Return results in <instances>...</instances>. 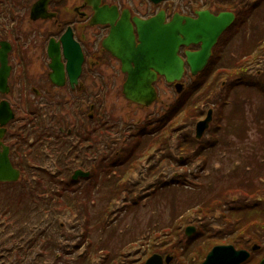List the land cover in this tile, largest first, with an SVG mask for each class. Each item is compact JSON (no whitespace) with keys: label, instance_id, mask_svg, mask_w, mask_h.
Returning <instances> with one entry per match:
<instances>
[{"label":"rangeland","instance_id":"374dc122","mask_svg":"<svg viewBox=\"0 0 264 264\" xmlns=\"http://www.w3.org/2000/svg\"><path fill=\"white\" fill-rule=\"evenodd\" d=\"M138 1L139 0H134L136 3ZM259 23L264 27V21L257 22L256 24L258 25ZM249 28L250 26L248 23L246 24V29L244 31H242L243 28L239 27L238 29L236 26L232 25L220 37L216 52L221 50L222 47L223 50H225L224 52H227V56L233 55L234 57H237L238 53L250 50L249 48H252L253 42L249 37ZM245 31L246 35H244ZM247 43H249V45L246 48ZM216 69L215 64L212 69H209L208 67L197 79L186 74L183 79L186 86L180 93L176 92L173 85L167 83L163 78L159 79L156 83L158 98L152 105L146 107V109L128 104L126 100L120 96L118 92L119 87H113L109 91L108 100L104 103L103 108H106V114H108V116L114 121H121L117 124L113 121L109 122L108 125H106L107 128L104 132H100L96 139L98 145L96 146L95 151H93V154L95 157L98 156L97 160H95L96 163H99L97 167L92 168L99 172V178L101 179L104 176H108L112 180L124 179L125 181H130V183H139L141 186L144 185V189H146L147 186L145 185L147 178L145 177L148 176L150 168V173L157 174L153 165L158 164L163 157L167 159V161H163L166 166H168L170 162L176 163V159L180 157L187 158L190 160L187 167L189 172H196L198 165L203 162L202 160L207 159V155L209 162L207 161L205 163L206 165L211 164V167L221 170L223 167V170L225 171L234 170L236 165L239 164V154L243 152V155L245 156V148L246 155L251 153L250 158L255 162L254 154L264 150V148L261 150L264 146L262 144L264 141V124L263 128L258 131L255 129L256 125L251 123V108H249L248 105L251 98H249V96L248 98L244 97L245 95H249V92H245L243 89L238 90L240 97L247 98L245 99L246 107H244L245 114L247 115V124L241 125L242 112L240 114L238 111L235 112V110L228 107H225L226 114L228 113L226 119L223 121V119L219 118L217 113H223L224 107H221L219 102L212 101L214 100L213 96H211L212 100L210 101L209 106L205 104L208 107L205 112H195L197 108H204L198 103V97L214 77ZM216 101H220V99H217ZM180 102L184 103L182 104V108H178V103ZM263 103V98L255 96V105ZM193 107H195V110L192 112L191 108ZM210 108L212 109V120L206 133L201 139L197 140L194 135L195 124L202 118L201 116L203 114L206 115L207 110ZM173 109L176 110L172 111ZM180 110L181 113L178 112ZM164 116H166L170 122L172 117L174 118L172 123L174 128L172 132L163 134L159 143H156V145L151 144L150 139L148 138L138 136L137 134L132 135L136 132L137 128L141 126V122L144 123L147 128L152 125L151 123L153 121L156 123L155 125H157L159 119ZM228 119L233 121L238 120L239 125H241L242 128L240 132L246 137V140L240 137L238 138V129L232 130L227 126ZM247 125H249V127H247ZM130 126L131 128L132 126L134 127L133 129L130 128L131 132L129 134L128 129ZM106 130L109 132L108 134L105 133ZM116 130L123 133L124 139L120 137L119 141H116L119 137L115 133ZM77 136V134L72 133L70 138H68V142H71V147L74 146L72 150L78 149ZM221 139H224V144ZM211 140L216 142V147L207 148V155L200 157L192 156L190 154L195 150L192 146H198L201 142L204 143L205 141ZM184 146H186V148H184ZM182 147L184 148L181 152L183 155H180L179 150ZM185 150H187V153H184ZM41 152L42 158L35 163L36 166L43 165L46 169L52 168L51 166L56 167V164H54L57 157L56 151L48 150ZM90 155L91 153L89 156ZM169 155H171V160ZM210 155L211 159L209 158ZM70 156L72 157L68 159V162L72 161L71 163H73L74 167H78L79 169H87L89 167V165L82 166L81 162L87 160L84 152L73 151ZM88 159L92 160L90 157ZM32 162L33 160L31 163ZM183 169H185V167ZM52 170H54V168ZM175 170H178L177 167ZM201 174L208 176L207 182L219 180V178L222 179L218 176L220 173H216L212 170L207 171V168ZM34 177L36 179L35 182L30 183L28 181L26 188H23L22 185L20 186L19 184L10 186L0 185V264H23L22 262L18 263V259L23 258L22 252H18L17 249H14L20 246H23L21 247L22 249L26 248V251L24 250L26 253H31L30 256H28L29 261L31 258L35 261V257H38V259H36L37 264H50L52 259L48 252H44L42 248L46 243H49V245L51 243L62 245V252L60 251L61 255L60 252H58L59 257L61 258L59 264H63V262L73 264L74 261L75 264H79V255H84L86 261L88 260V264H122L130 259L136 260L144 258L146 256V249L150 245L149 243L152 244V242L159 241L155 240V236L159 234H167V236L169 234L171 236H168L171 239L170 244L175 245L176 248H180L181 250H184L185 245L188 243L189 246L194 247L208 242L228 244L230 243V240L236 236L238 221L245 217L244 220L250 219V215L246 210L241 209V206H238V202L231 201L233 198H231L225 206H221V211L223 213L215 211L211 218H206L203 213L198 212L197 207H186V204H183L186 202L185 197L181 193L174 199L170 196L166 205L164 203L154 204L152 203V200H147V204L143 205L144 207H135L134 209H131V211V202L126 204L127 201L125 202L122 200L125 194H122L111 203V206L114 209L112 208L113 210H111L112 213L109 216V225L107 228L95 232L92 231L95 230V228L90 227L91 233L86 236L87 238H85V240L81 241L83 233L82 229L78 226L83 222V220L81 222H79V220L83 218L79 219L80 216H76L75 213L77 212L73 209L74 207H69L65 210V214L63 213V215H59L56 221L51 222H49L50 218L47 216V210H45L50 199H55L57 196L59 197L61 190L64 193V191L68 189L63 188V183L66 182L65 179H63L62 176H54L57 184L48 183V187H51L49 192L43 194V197H41L42 201H37L36 194L42 190L43 186L38 184L40 183V175L35 174ZM227 180L223 179L221 182L225 184L227 182L224 181ZM85 183V181H80L79 187ZM147 184H149V182ZM33 185L37 186V188L34 189ZM20 193H24L27 196L20 199ZM88 197L89 199L99 198H94V196L89 195ZM126 208H129L128 212L127 214H123ZM232 208L234 210H232ZM184 213L188 214L187 219L189 224L181 226L180 229L177 221L179 220V216ZM121 216L124 217L120 221ZM57 223H60L59 228ZM166 225L171 227L170 230L166 229L165 231H162V228ZM187 226L194 227V231L190 236H187L184 233ZM23 227H34L32 229L37 233L40 231H53L55 239L47 240L44 237H38L37 233L35 238L31 239V233L29 236H26V233H28L30 229L24 230ZM115 227H117L115 235L109 237L108 234ZM98 239L107 240V243H101L102 246H98ZM24 243L30 244L26 246ZM80 243L84 244H81L82 246H80ZM88 243H91L92 246L94 244L97 245L91 250L90 246L87 248ZM212 246L213 245H211V247ZM74 248H78V250L74 251ZM257 253L259 252H256L255 254ZM256 257L258 260L260 259V255ZM177 261L178 260L173 257V261L170 264H181L177 263ZM254 262H256V260ZM140 263L142 262L136 264ZM247 264L253 263L250 261Z\"/></svg>","mask_w":264,"mask_h":264},{"label":"flooded vegetation","instance_id":"af4514ba","mask_svg":"<svg viewBox=\"0 0 264 264\" xmlns=\"http://www.w3.org/2000/svg\"><path fill=\"white\" fill-rule=\"evenodd\" d=\"M194 4V0H0V149L8 147L13 167L36 166L41 151L63 148L72 133L78 135L77 151L87 157L82 166L97 167L93 151L99 133L109 122L121 121H114L103 108L109 91L118 86L128 104L146 109L124 95L128 73L105 46L107 39L131 25L138 44L135 20H148L160 12L164 23L175 15L195 18L206 8L195 9ZM199 47L181 46L178 55L185 60L186 51ZM224 51L221 47L217 54ZM261 61L256 77L264 79V56ZM186 74L190 70L185 62L182 82ZM162 78L157 75L152 86L156 88ZM115 133L116 141L124 139L122 132Z\"/></svg>","mask_w":264,"mask_h":264},{"label":"trees","instance_id":"16d2710c","mask_svg":"<svg viewBox=\"0 0 264 264\" xmlns=\"http://www.w3.org/2000/svg\"><path fill=\"white\" fill-rule=\"evenodd\" d=\"M194 3L195 9L206 8L214 12L223 10L232 11L235 15V22L233 26H236L237 28L241 27L243 28L242 31H244L246 29V24L248 23L250 26L249 37L253 42L252 48H249L250 50L243 51L242 55L237 57H234L233 55L227 56V52H225L226 54L224 55L220 54V52L217 54V52L215 53L217 46H215L208 63V67L209 69H212L213 65L215 64V67L217 68L216 73L198 97V103H200L204 108H197L195 112H205V110L208 108L207 106H209L210 101L212 100L211 96H213L214 100L212 101L219 102L220 106L224 107L223 113H217L219 118L223 119V121L226 119L228 113L226 114L225 107H228L235 110V112L238 111L240 114L242 112L241 125L247 124V115L245 114L244 107H246L245 99H247L249 96V98H251L248 103L249 108H251V123H254L256 125L255 129L260 131L264 124V103L255 105L254 99L255 96L264 99V79L256 77V72L262 70L256 65L259 64L263 66L261 60L264 56L262 55L264 54V27L261 26L260 23L258 25L256 23L264 21V0H194ZM244 35H246V31ZM248 45L249 43L246 44V48ZM251 70L254 71V74L251 73ZM201 74H198L197 77ZM239 89L249 92V95L244 96L247 98L239 96ZM217 99H220V101H216ZM182 104L184 103H178V108H182ZM174 110L176 109H173L172 111ZM194 110L195 107L191 108L192 112ZM178 112L181 113V110ZM203 115L201 117H203ZM173 121V117L171 122L166 116L161 117L157 125H155L156 123L154 121L151 123L152 125L147 128L145 127V124H142L132 135L137 134L138 136L148 138L150 139L151 144L156 145V143H159V140L163 134L172 132L174 128L172 126ZM241 125H239L238 120L233 121L228 119L227 126L232 130L238 129V138L240 137L246 140V137L240 132V130H242ZM247 127H249V125H247ZM68 141L69 139H67L63 144V148L50 149L52 151H56L57 157L54 161L56 167L51 166L52 168L50 169H46L40 165L18 167L21 172V180L17 183H0V185L10 186L19 184L20 186L22 185L23 188H26L28 181L30 183L35 182L36 179L34 175L39 174L40 183L38 184L43 186L44 190L42 188V190L36 194V199L37 201H42L41 197H43V194L49 192V189L51 188L48 187L47 184L53 183L56 185L57 181L54 179V176H62L66 181L63 183V188L68 189L65 190L64 193L61 190L59 197L57 196L55 199H50V202L47 204V208H45V210H47V216L50 218L49 222H51L56 221L59 215H63V213L65 214V210H67L69 207H74L73 209H75L77 212L75 213L76 216L79 215V219L83 218L79 220V222L82 220L83 222H81L78 226L82 229L83 233L81 236V241L85 240V238H87L86 236L91 233L90 227L95 228V230H92L95 232H98V230L102 231L107 228L109 225V216L112 213L111 210L114 209L111 206V203L114 199H117L122 194H125L122 200L125 202L127 201L126 204L131 202V211V209H134L135 207H144L143 205L147 204V200H152V203L154 204L164 203L166 205V202L169 201L170 196L172 199H174L181 193L185 197L186 201L183 204H186L185 206H188L189 208L197 207L198 212L203 213L206 218H211L215 211L222 212L221 206H225V204H227L230 199L233 198L231 201L238 202V206H241V209L246 210V212L250 215V219L244 220L246 218L245 217L244 219L238 221L236 236L230 240V243L237 248H250L253 243H258L260 245V249L257 252L259 253H254L250 259L253 264L258 263V258L256 256L260 255V258L264 256V150H262L264 146L261 148L262 151L256 152V154H254L255 162L250 158L251 153L246 155V148L244 149L243 146L245 156L243 155V152L239 154V164L236 165V168L234 170L232 169L230 171H225L223 170V167L221 170L211 167V164H205L207 161L209 162L206 150L207 148L216 147V142L212 140L205 141L204 143L201 142L198 145L199 147L197 145H191L195 148V150L190 153L192 156L201 157L203 155H207V159L202 160L203 162L198 165V168L196 169L197 171L195 170L196 172H189L187 170L190 160L185 157L182 160L179 158L176 159V163L170 162L168 166L163 163V161H167V159L163 157L158 164L153 165L157 173L156 175L154 173H150V168L148 176L145 177L147 178L145 185L147 188L144 189V185L141 186L139 183H130V181H125L124 179L112 180L108 176H104L100 179L99 172L90 167L87 168L91 172L89 177L79 178L77 181L72 180L71 175L77 167H74L73 163H71L72 161L68 162V159L72 157L70 154L77 150H72L71 142ZM262 144L264 145V141ZM184 148H186V146H184ZM184 148L182 147L179 150L180 155H183L181 152ZM184 153H187V150H185ZM170 156L171 155H169V158ZM209 158L211 159V155ZM176 167L180 172L175 170ZM182 167H185V169ZM53 168L54 170H52ZM206 168L207 171L212 170L216 173H220L218 176H220L222 179L219 178V180L207 182L208 176L201 174ZM223 179H228L227 181H224L227 183H222L221 181H223ZM80 181H85L86 183L79 187ZM148 182L149 184H147ZM33 186L34 189L37 188V186ZM88 195L94 196V198H99L89 199ZM19 196L20 199H23L27 195L20 193ZM128 209L129 208H126L123 214H127ZM232 210L234 209L232 208ZM123 217L124 216L120 217V221L123 219ZM187 218V213L181 214L179 216L177 223L180 229L181 226L189 224ZM57 224L59 228L60 223ZM32 228L34 227H23L24 230L30 229L29 232L26 233V236H29L31 233V239L35 238L37 233ZM170 228V226L166 225L162 228V231H165L166 229L170 230ZM116 229L117 227L111 230L108 236L111 237L112 235H115ZM48 232L40 231L37 234L38 237H44L47 240L55 239V236H53V231ZM168 236L171 237L169 234ZM168 236L167 234L156 235L155 240L159 241L152 242V244L149 243L150 245L146 249V256L144 258L136 260L130 259L129 261H125L122 264H136L138 262H143L153 253H160L162 255L171 253L174 258L178 260L177 263L199 264L204 259L206 253L211 249V245L217 244L216 242H208L194 247L189 246L188 243L185 245L184 250H181L180 248H176L175 245L170 244L171 239ZM91 243L87 244V248L90 246V249L92 250L97 244L92 246ZM98 243V246H102L101 243H107V240H99ZM24 244L28 246L30 243ZM81 244L84 243H80V246H82ZM21 247L23 246L14 248L23 254V258L18 259V263L22 262L23 264H37L36 259H38V257H35V261L33 258H31L29 261L28 256H30L31 253H26V248L22 249ZM42 248L44 252H48L50 258L52 259L50 264H59L61 258L59 257L58 252H62V245H59L58 243H51L49 245V243H46L42 246ZM77 250L78 248H74V251ZM78 258L80 260L79 264H88V260L86 261L84 255H79ZM255 260L256 262H254ZM63 264H67V262H63ZM73 264H75V261Z\"/></svg>","mask_w":264,"mask_h":264},{"label":"water","instance_id":"95a60500","mask_svg":"<svg viewBox=\"0 0 264 264\" xmlns=\"http://www.w3.org/2000/svg\"><path fill=\"white\" fill-rule=\"evenodd\" d=\"M163 20V12L148 20H135L138 44L135 42L131 25L128 29L113 31L105 44L121 59L123 70L128 73L123 86L124 95L129 100L145 106L156 98L152 83L158 74L164 76L168 82L177 81L175 89L177 92L182 91L180 80L185 62L193 75L201 71L208 62L217 38L234 21V15L228 11L215 15L204 9L197 11L195 18L175 15L170 22L164 23ZM191 44H200V47L195 51H186L184 60L178 55V50L181 46ZM131 64H134V68ZM211 118V110H208L206 117L196 123L197 138L208 128ZM5 121L6 119L2 122ZM88 175V172L77 169L71 178L74 180L78 176ZM19 177L20 171L13 167L9 160L8 147L3 146V149H0V182H15ZM193 231L194 227L188 226L185 234L191 235ZM259 248L257 243L252 244L250 249H238L233 244H216L199 264H245L251 259V254ZM171 260V255L163 257L159 253H153L142 264H170ZM258 264H264V257Z\"/></svg>","mask_w":264,"mask_h":264}]
</instances>
